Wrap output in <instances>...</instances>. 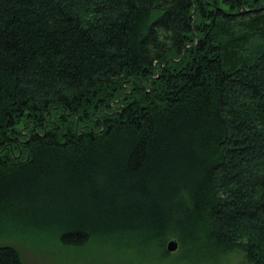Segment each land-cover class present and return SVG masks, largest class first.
I'll return each mask as SVG.
<instances>
[{
  "label": "trees",
  "instance_id": "16d2710c",
  "mask_svg": "<svg viewBox=\"0 0 264 264\" xmlns=\"http://www.w3.org/2000/svg\"><path fill=\"white\" fill-rule=\"evenodd\" d=\"M16 236L264 264V0H0V240ZM0 264L25 263L2 243Z\"/></svg>",
  "mask_w": 264,
  "mask_h": 264
},
{
  "label": "rangeland",
  "instance_id": "374dc122",
  "mask_svg": "<svg viewBox=\"0 0 264 264\" xmlns=\"http://www.w3.org/2000/svg\"><path fill=\"white\" fill-rule=\"evenodd\" d=\"M11 244L25 264H144L134 261L127 254H117L109 249L85 247L65 248L57 241L32 239L16 236L0 240V244ZM218 264H248L240 252L231 254L226 261Z\"/></svg>",
  "mask_w": 264,
  "mask_h": 264
},
{
  "label": "water",
  "instance_id": "95a60500",
  "mask_svg": "<svg viewBox=\"0 0 264 264\" xmlns=\"http://www.w3.org/2000/svg\"><path fill=\"white\" fill-rule=\"evenodd\" d=\"M178 242L176 240H172L167 245V251L169 253H175L178 250Z\"/></svg>",
  "mask_w": 264,
  "mask_h": 264
}]
</instances>
